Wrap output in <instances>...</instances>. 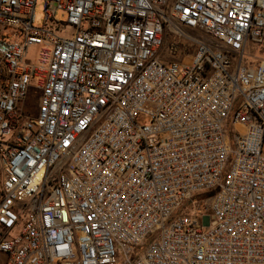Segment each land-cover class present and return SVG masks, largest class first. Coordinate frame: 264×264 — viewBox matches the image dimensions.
Segmentation results:
<instances>
[{
  "label": "built area",
  "instance_id": "obj_1",
  "mask_svg": "<svg viewBox=\"0 0 264 264\" xmlns=\"http://www.w3.org/2000/svg\"><path fill=\"white\" fill-rule=\"evenodd\" d=\"M250 43L264 0H0L5 264H264Z\"/></svg>",
  "mask_w": 264,
  "mask_h": 264
},
{
  "label": "rangeland",
  "instance_id": "obj_2",
  "mask_svg": "<svg viewBox=\"0 0 264 264\" xmlns=\"http://www.w3.org/2000/svg\"><path fill=\"white\" fill-rule=\"evenodd\" d=\"M57 20L65 22L67 20V14L63 11H59L57 14ZM45 24V13H44V4L42 1H39L36 6V27H43ZM184 33L188 36L201 37L202 39H208V36L202 35L194 30L185 29ZM180 41V50L175 55L169 53V49L173 43ZM196 49V45L184 38L175 36L172 33H168L165 36V46L163 48V55L169 61H177L184 64H189L192 61ZM34 51V50H33ZM31 51V52H33ZM261 59H264V44H255L250 43L246 49L245 54V64L246 63H255ZM36 111V106L32 107ZM212 195V191H204L200 194L204 199ZM203 209H201L202 211ZM201 213L198 212V215Z\"/></svg>",
  "mask_w": 264,
  "mask_h": 264
},
{
  "label": "crops",
  "instance_id": "obj_3",
  "mask_svg": "<svg viewBox=\"0 0 264 264\" xmlns=\"http://www.w3.org/2000/svg\"><path fill=\"white\" fill-rule=\"evenodd\" d=\"M5 263H6V256L0 253V264H5Z\"/></svg>",
  "mask_w": 264,
  "mask_h": 264
}]
</instances>
